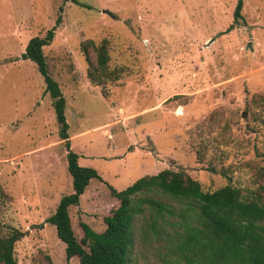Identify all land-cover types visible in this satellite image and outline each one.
<instances>
[{
	"label": "rangeland",
	"instance_id": "374dc122",
	"mask_svg": "<svg viewBox=\"0 0 264 264\" xmlns=\"http://www.w3.org/2000/svg\"><path fill=\"white\" fill-rule=\"evenodd\" d=\"M77 1L0 0V184L8 195L0 223L3 234L21 233L17 264L78 262L66 260L47 222L72 182L52 98L35 63L21 58L28 40L50 29L43 54L81 165L117 190L154 173L155 161L206 191L264 184V0H243L238 19L237 0ZM86 39L106 41L118 80L89 81ZM89 189L82 207L70 208L78 240L80 221L101 231L117 205L99 185ZM169 240L136 237L127 264H194Z\"/></svg>",
	"mask_w": 264,
	"mask_h": 264
},
{
	"label": "trees",
	"instance_id": "16d2710c",
	"mask_svg": "<svg viewBox=\"0 0 264 264\" xmlns=\"http://www.w3.org/2000/svg\"><path fill=\"white\" fill-rule=\"evenodd\" d=\"M71 1L79 4L77 0ZM242 4L243 0H237L234 7L237 19L241 18ZM53 30L42 37H31L21 58L33 61L42 75L44 92L52 98L59 140L66 151L72 192L60 198L47 218L64 244L66 260L77 257V264H127L136 237L151 241L163 236L194 264H264V184L242 188L228 182L206 191L185 170L164 168L142 175L126 188L117 190L95 168L79 164V154L70 147L65 98L43 54V47L53 39ZM80 50L87 64L86 76L93 85L104 86L118 80L119 70L109 67L106 41L97 44L86 39L81 42ZM221 174L229 178L226 171ZM94 184L104 188L106 199L117 205L103 216L101 231L80 221L82 236L78 240L70 208L82 207L84 195ZM153 194L163 195L169 201ZM4 198L8 195L0 184V203ZM138 216L142 221L140 229L136 230ZM20 237L17 230L3 234L0 223V264H17L14 246ZM40 264L54 263L49 256H44Z\"/></svg>",
	"mask_w": 264,
	"mask_h": 264
},
{
	"label": "crops",
	"instance_id": "0c3cea01",
	"mask_svg": "<svg viewBox=\"0 0 264 264\" xmlns=\"http://www.w3.org/2000/svg\"><path fill=\"white\" fill-rule=\"evenodd\" d=\"M69 135V134H68ZM74 136V135H73ZM73 136H70L69 135V139L71 140V138H73ZM71 142V141H70ZM70 146H71V144H70ZM65 153H66V151H65ZM79 157H80V155H79ZM78 162H79V160H78ZM155 163H156V168L154 169V170H151L152 172H154V173H156V172H158L159 171V167H160V165H159V163H157L156 161H155ZM80 164V163H79ZM81 165V164H80ZM91 167V166H90Z\"/></svg>",
	"mask_w": 264,
	"mask_h": 264
},
{
	"label": "water",
	"instance_id": "95a60500",
	"mask_svg": "<svg viewBox=\"0 0 264 264\" xmlns=\"http://www.w3.org/2000/svg\"><path fill=\"white\" fill-rule=\"evenodd\" d=\"M249 46V45H248Z\"/></svg>",
	"mask_w": 264,
	"mask_h": 264
}]
</instances>
